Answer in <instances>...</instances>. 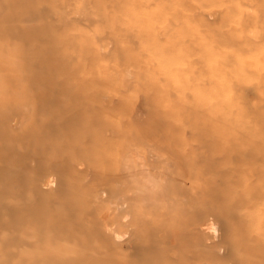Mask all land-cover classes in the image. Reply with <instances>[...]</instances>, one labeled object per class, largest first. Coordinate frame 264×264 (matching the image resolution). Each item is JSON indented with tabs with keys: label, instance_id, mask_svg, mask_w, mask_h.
<instances>
[{
	"label": "rangeland",
	"instance_id": "1",
	"mask_svg": "<svg viewBox=\"0 0 264 264\" xmlns=\"http://www.w3.org/2000/svg\"><path fill=\"white\" fill-rule=\"evenodd\" d=\"M0 264H264V0H0Z\"/></svg>",
	"mask_w": 264,
	"mask_h": 264
},
{
	"label": "bare ground",
	"instance_id": "2",
	"mask_svg": "<svg viewBox=\"0 0 264 264\" xmlns=\"http://www.w3.org/2000/svg\"><path fill=\"white\" fill-rule=\"evenodd\" d=\"M152 155V154H151ZM151 157H154V156H151ZM189 174V173H188ZM166 183V182H165ZM159 193V192H158ZM133 195H135V196H137V195H143L144 196V198H148V199H150V197L151 196H149L147 193H146V191L145 190H139V191H135V192H133ZM124 199V198H123ZM126 204V203H125ZM125 204H123V205H118L117 206V208L119 209V210H122V209H124L125 207H127V205H125ZM150 205H151V203H150ZM150 205H148V206H150ZM2 207H4V208H6L7 206H6V204H3L2 205ZM3 208V209H4ZM132 208V207H131ZM133 210V209H132ZM207 225V224H206ZM203 227H204V225H203ZM203 227H201L202 229H203ZM207 228V227H206ZM109 231L112 233V236L116 239V240H120V235L118 234V232H115V231H113L112 230V228L111 229H109ZM196 231H202L201 229H196ZM105 236V235H104ZM114 240V239H113ZM117 242V241H116ZM110 243V242H109ZM111 244V243H110ZM113 245V244H112Z\"/></svg>",
	"mask_w": 264,
	"mask_h": 264
}]
</instances>
